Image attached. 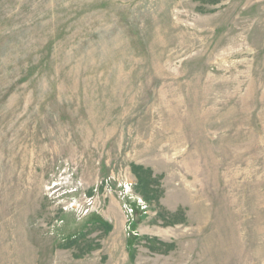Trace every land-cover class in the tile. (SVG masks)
<instances>
[{"label": "rangeland", "instance_id": "1", "mask_svg": "<svg viewBox=\"0 0 264 264\" xmlns=\"http://www.w3.org/2000/svg\"><path fill=\"white\" fill-rule=\"evenodd\" d=\"M0 264H264V0H0Z\"/></svg>", "mask_w": 264, "mask_h": 264}, {"label": "bare ground", "instance_id": "2", "mask_svg": "<svg viewBox=\"0 0 264 264\" xmlns=\"http://www.w3.org/2000/svg\"><path fill=\"white\" fill-rule=\"evenodd\" d=\"M252 4V3H251Z\"/></svg>", "mask_w": 264, "mask_h": 264}]
</instances>
